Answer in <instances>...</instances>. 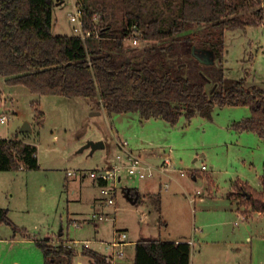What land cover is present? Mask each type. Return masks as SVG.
Returning a JSON list of instances; mask_svg holds the SVG:
<instances>
[{"label": "rangeland", "instance_id": "374dc122", "mask_svg": "<svg viewBox=\"0 0 264 264\" xmlns=\"http://www.w3.org/2000/svg\"><path fill=\"white\" fill-rule=\"evenodd\" d=\"M55 1L54 35H73L68 16L73 2L66 0L58 5ZM90 1L98 12L107 15L106 22L116 30L122 28L128 10H140L145 15L166 11L157 10L153 0ZM164 1L159 0V3ZM245 1L231 0L238 6L237 17L247 25L226 33L225 75L234 80L246 79L251 87L264 88V18L257 17V7H249ZM261 7L264 9V0ZM125 44L135 48L146 43L138 41L134 45L127 39ZM0 90V106L7 101L12 108L5 111L10 121L0 126V137H21L36 145L40 166L34 170L0 171V208L8 210L13 223V226L0 225V264H44L36 241L50 237L54 246L66 244L60 243V233H63L61 238L78 251L74 264H82L80 261L88 264L81 256L85 245L98 253L111 255L113 248L109 243L115 239V230L126 232L127 242L144 237L186 238L192 244L195 264H249L252 254V264H264V240L256 236L248 240L250 233H234L247 226L252 228V218L243 220L246 215L239 213V209L252 210L246 208L249 206L243 199H239L243 205L240 206L228 197L235 183H246L257 191L262 188L264 139L231 128L232 123L250 116L249 108L216 107L211 119L197 116L187 121L183 117L172 126L162 119L144 121L136 114L109 116L94 99L32 94L25 86L6 84L2 76ZM37 110L45 115L43 126L36 123ZM28 122L32 123L33 131L23 134L22 128ZM91 141H103L105 147L95 151L92 147L86 148ZM118 147L131 151H126L129 155L125 161L124 157L114 165L126 166L131 156H137L145 163L166 168L165 161L169 159V169H172L169 173L178 184L169 181L171 189L166 192L165 188L160 189L167 182L164 177L161 179V174L141 181L129 178L123 170L116 205H107L97 179L90 173L105 169L106 156H110V160ZM204 165L207 171L202 170ZM68 171L73 175L68 176ZM151 181L158 199L150 198L149 206L132 204L126 186L131 188ZM199 191L202 197L197 196ZM200 198L206 200L205 204L199 202ZM175 210L181 212L183 221L190 227L195 216L198 219L206 216L212 222L224 221L220 228L228 233H210L208 238H203L201 233H169V221ZM143 213L149 215L147 224ZM93 214L108 218L94 220ZM252 216L255 223L264 227V216L261 218L256 212ZM161 220L167 224H161ZM236 223L239 226H235ZM134 249V245L127 250L125 247L124 257L118 260L134 258Z\"/></svg>", "mask_w": 264, "mask_h": 264}, {"label": "trees", "instance_id": "16d2710c", "mask_svg": "<svg viewBox=\"0 0 264 264\" xmlns=\"http://www.w3.org/2000/svg\"><path fill=\"white\" fill-rule=\"evenodd\" d=\"M84 1L87 29L95 27L92 16L101 15L100 39L54 35L55 0H0V76L8 85H22L41 96L94 99L109 116L136 114L141 120L162 119L172 126L183 117L211 119L216 107H247L250 116L231 128L264 139V88L225 75L226 33L247 25L237 17L238 6L231 0H165L163 4L153 0L157 10L166 11L145 15L128 10L119 30L90 0ZM262 1H245L257 7L259 18H264ZM127 39L146 44L127 47ZM37 112L36 123L43 126L45 115ZM37 153L34 144L0 138V171L39 169ZM262 177L263 192L239 182L230 195L264 213ZM127 195L136 204L140 201L135 189ZM8 214L0 208V225L13 226ZM36 245L44 264H73L78 254L75 248L54 246L49 239L37 240ZM82 254L90 264H110L90 248H83ZM191 256L189 242L142 238L135 244L134 264H191Z\"/></svg>", "mask_w": 264, "mask_h": 264}, {"label": "built area", "instance_id": "2783aa9c", "mask_svg": "<svg viewBox=\"0 0 264 264\" xmlns=\"http://www.w3.org/2000/svg\"><path fill=\"white\" fill-rule=\"evenodd\" d=\"M73 2L72 11L69 13V20L72 23L73 35L80 37L83 41L89 39H100V29L102 27V23L100 21L101 15L99 13H95L91 21L94 23V28H86V20H85V1L84 0H71ZM134 45L138 44L137 39H131ZM10 121V116L5 111H0V126L7 125ZM168 165L167 167L154 166L151 164L145 163L140 157L131 156L129 158V162L126 166L123 165H114L109 169H103L100 172H92L90 173L91 177L99 184L101 188L102 194L106 198V204L110 206L116 205V194H117V186L121 183L122 176L121 173L123 170L126 171L127 175L131 179H138L141 181H145L148 179H154L158 174H165L169 172V160L165 161ZM203 171H207V167L204 165L202 167ZM68 176H72L73 173L68 171ZM166 190L169 189V184H164ZM202 194L200 191L197 195ZM108 218L102 215L93 214V219H98L99 221L105 220ZM245 220V217H242ZM143 221H147L146 218H143ZM76 223V222H75ZM78 224V223H77ZM237 224V223H236ZM128 235L126 232H116L115 239L109 243V245L113 248V253L111 255L106 256L105 260L107 263L115 264L118 259H121L125 255V247L127 245ZM61 245V244H59ZM84 248H88L87 244Z\"/></svg>", "mask_w": 264, "mask_h": 264}, {"label": "crops", "instance_id": "0c3cea01", "mask_svg": "<svg viewBox=\"0 0 264 264\" xmlns=\"http://www.w3.org/2000/svg\"><path fill=\"white\" fill-rule=\"evenodd\" d=\"M58 1V0H57ZM66 2V0H59L58 1V5H62V4H64ZM3 79H4V81H5V83H6V79L4 78V77H2ZM7 84V83H6ZM2 94V92H1V90H0V95ZM2 98H5V97H3V95H2ZM8 100V99H7ZM2 102V101H1ZM10 109H12V108H10L9 107V105H7V101H3L2 102V104H1V106H0V111H9ZM144 121H150V120H144ZM28 124L30 125V129L31 130H27V131H22V133L23 134H27V133H29V132H31V131H33V125H32V123H30V122H28ZM25 125V124H24ZM20 137V136H19ZM0 138H5V137H0ZM6 138H13V137H6ZM19 140H22V141H24V142H26V143H29V144H32V143H30L29 141H26L25 139H22L21 137L19 138ZM125 145V144H124ZM123 148V147H122ZM122 148H120V147H118V149L119 150H116V152L114 153V155L111 157V159L109 160V157L110 156H106V158L108 159L107 161V164H106V168L105 169H109V168H111L114 164H116V163H120V162H122V160H123V158H124V161L126 160V158H127V156L129 155L128 153H126V151H128V152H130L131 150H130V148H126L125 149V151H123L122 150ZM125 155V156H124ZM155 157V156H154ZM169 160V159H168ZM112 165V166H111ZM174 169V168H173ZM171 170L172 169H169V172L171 173ZM175 171H176V169H174ZM169 172H167V173H165V174H161V179H162V177H164L165 179H166V184H169V181H175V182H177V180H176V178H174L173 176H171L170 175V173ZM122 179H123V177H122ZM194 179L196 180V176H194ZM262 179V178H261ZM149 180V179H148ZM121 182H122V180H121ZM177 184H178V182H177ZM236 184V183H235ZM235 184L233 185V188H232V190L230 191V193H229V199H232V200H234V201H236V202H238L239 204H240V206H243L242 204H241V200H239L238 198H236V197H234V196H231L230 194L232 193V192H234V186H235ZM138 185V184H137ZM165 187H163V184L161 185V187H160V189H164ZM169 188L171 189V186H170V184H169ZM126 189H135L136 190V192L138 193V195H139V197H140V201L138 202V204H136V201H133V200H131L130 198V200H131V202H132V204H136V205H139V204H142V205H144V206H149V200H150V198H156L157 197V199H158V195L159 194H157L154 190H155V185H154V182L153 181H151V182H149V183H142V184H140V185H138V186H135V185H133V186H131V188H129V187H127L126 186ZM169 189V190H170ZM165 190V189H164ZM166 192H168V190H165ZM259 192H263V182H262V188L260 189V190H258ZM126 194H127V192H126ZM154 194H156V196H154ZM198 196V195H197ZM200 197H202L201 196V194H200ZM157 199H155V200H157ZM200 203H204L205 204V202H206V200L204 199V198H200V201H199ZM160 205H161V201H160ZM93 207H95V206H93ZM246 208L247 209H251V207H247V205H246ZM252 211L251 212H248V210H246V212L245 211H243V209L241 210V209H239V213H244L246 216H244V215H240L241 217L242 216H244L245 217V221H249V219L250 218H252V222H253V224H252V228H248L249 226H247L245 229H243V230H240V231H234V233H250V235H249V237L247 238L248 240H251L252 238V236H256L257 238H261V239H263L264 240V233H261L260 231L261 230H263L264 231V227H263V224H260L259 222H257V223H255V221H254V217L252 216V213H254V212H256V213H259L260 214V217L262 218L263 216H264V213H261V212H257V211H254L253 209H251ZM195 211H197V210H195ZM209 211V210H208ZM174 214L172 215V217L170 218V221H169V233H201L202 234V237L203 238H208L209 237V235H210V233H228V232H226V231H224L222 228H220V226L221 225H223V224H225V222L224 221H221V222H212L211 220H208V219H206V218H208V217H200V219H198L196 216L194 217V220H193V222L191 223V227L189 226V223L187 222V221H183V217H182V215H181V212L179 213V210H175L174 212H173ZM239 213H238V215H239ZM143 218H146L147 219V221L146 222H148V221H150V219H149V215L148 214H144L143 213ZM75 221V220H74ZM145 222V221H144ZM145 222V224H147ZM161 224H167V222L166 221H163V220H161ZM235 226H239V224L237 225V224H234ZM170 228H173L172 230H170ZM245 230V231H244ZM115 233L117 232L116 230L114 231ZM254 232H258V233H254ZM260 232V233H259ZM97 233L98 234H100V231L98 230L97 231ZM63 235V233H60L58 236H59V241H60V243H61V241L62 242H65L66 244L65 245H69V242L68 241H65V240H63L62 238H61V236ZM115 237V236H114ZM50 238V237H49ZM49 238H46V239H49ZM52 238V237H51ZM145 238V237H144ZM147 238H149V237H147ZM150 238H152V237H150ZM142 239V238H141ZM153 239H156V238H153ZM50 240V239H49ZM161 240V239H160ZM102 241H106V240H102ZM139 240H137V241H135V242H133V241H131V242H128L127 243V245H126V250H127V248L129 247V246H132V245H134V247H135V244L138 242ZM163 241H170V242H174V243H180V242H183V241H186V242H189V240L188 239H186V238H178V239H176V240H163ZM190 243V242H189ZM62 244V243H61ZM64 244V243H63ZM191 244V243H190ZM192 245V244H191ZM70 246V245H69ZM70 247H72V246H70ZM74 248V247H73ZM251 252V251H250ZM252 253V252H251ZM100 255H102V256H105L104 254H102V253H99ZM109 255V254H108ZM81 256L83 257V259H87V263L88 264H90L91 263V260H90V258L88 257V256H84L83 254H82V251H81ZM247 261H248V259H247ZM82 264L84 263L83 261H80ZM253 263V254L251 255V258H249V264H252ZM15 264H18V263H15ZM74 264V263H73ZM115 264H134V258H131V257H129L128 256V258H126V261H123V260H118L117 261V263H115ZM191 264H195V262H194V256H191Z\"/></svg>", "mask_w": 264, "mask_h": 264}, {"label": "water", "instance_id": "95a60500", "mask_svg": "<svg viewBox=\"0 0 264 264\" xmlns=\"http://www.w3.org/2000/svg\"><path fill=\"white\" fill-rule=\"evenodd\" d=\"M30 125L28 123H25V125L23 126L22 128V131H29L31 130L30 129ZM89 147H92L93 148V151H95L96 149L98 148H104L105 147V144L103 141H98V142H89L87 145H86V148H89Z\"/></svg>", "mask_w": 264, "mask_h": 264}]
</instances>
